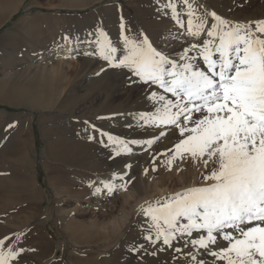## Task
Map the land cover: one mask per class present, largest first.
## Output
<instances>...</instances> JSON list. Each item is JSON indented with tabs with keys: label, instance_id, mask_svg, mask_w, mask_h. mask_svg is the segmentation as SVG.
Returning <instances> with one entry per match:
<instances>
[{
	"label": "snow or ice",
	"instance_id": "6c2138e0",
	"mask_svg": "<svg viewBox=\"0 0 264 264\" xmlns=\"http://www.w3.org/2000/svg\"><path fill=\"white\" fill-rule=\"evenodd\" d=\"M165 8L187 38V46L175 56L155 48L142 32L128 36L123 18L119 45L101 29L86 41L95 44V51L85 55H97L109 68L126 70L130 83L148 86L153 105L152 111L135 117L154 130L150 138L101 136L115 146V155H132L134 147L149 153L175 130L176 142L159 153L168 157L164 163L169 170L176 161L202 163L206 169L213 165L202 174V185L140 206V229L153 246L151 255L189 249L183 253L189 264H207L201 258L205 255L213 264H264V19L239 23L215 12L199 14L190 0H168ZM132 183L124 171L89 187L93 195L106 191L112 196ZM141 250L143 245L130 249ZM23 252L9 237L0 238V264H20Z\"/></svg>",
	"mask_w": 264,
	"mask_h": 264
},
{
	"label": "rangeland",
	"instance_id": "374dc122",
	"mask_svg": "<svg viewBox=\"0 0 264 264\" xmlns=\"http://www.w3.org/2000/svg\"><path fill=\"white\" fill-rule=\"evenodd\" d=\"M201 1L205 6L214 10L217 15H221L227 20L242 23L250 21L247 18L249 14L245 19L243 16L237 19L235 14L227 15L225 10L232 8L238 10L237 8L242 5L245 11H251L256 7H261L264 3V0ZM167 2L168 0H94L89 5L75 9L67 7L63 0H24L19 11L0 25V238L7 236L16 244L17 248L24 249L20 258V264H103L99 261L105 254L102 248L97 245H94L93 248L87 247L88 245L78 248L73 245L67 234H72L75 238V236L81 234L78 230L79 226L84 225L94 235L97 230L96 227L101 226L97 223H92V220L95 215L101 213L104 206L107 207L108 213H112H110L111 215L109 214L108 222L105 225L109 230L113 224L111 223L112 221H117L116 218L120 220L119 218H123L125 213L129 214V219L121 223L122 227L120 226V228L116 229L117 231L114 230V234L111 232L113 235L110 240H112V244L114 245H111L109 250H113L112 248L117 246L119 241L121 242V247L119 251L115 250L113 252L114 257L107 264H118L120 260L125 262L124 259L127 258V255L129 256L133 253L130 251L133 245H137V247L143 245L142 252L145 250L146 252L144 253H151L153 246L148 245L143 240L140 229L143 218L137 221H130L138 214L140 206L144 205L142 201H139L137 190L140 189L138 191H146L153 195H157L159 191H164V193L159 194V198L157 197V199L155 198L151 201V203H154L156 200L166 198L186 188L202 185L204 183L202 174H207V172L211 171L212 164H209L206 169L202 163L176 161L173 165V168H176V173L172 174V178L166 176L167 178L164 182H161L157 174L158 168L162 167L164 171H168L170 174L173 171L164 166L163 159H167V156L159 155V153L164 152L176 142L178 132L169 130L168 135L162 137L154 145V149L147 157L143 154L134 155L137 160L130 169L135 182L134 187L131 185L126 191L116 190L112 196L107 195L106 191L103 194L93 195L94 188L88 185L92 183L95 186V179H97L96 182L99 184L96 186H101L100 181H105L104 176L102 173H98V175L93 176V180L88 181L86 179L87 176L83 175L82 163L85 162V159H83L86 157L85 155L92 156L95 154L91 153L89 149H83L84 151H82L74 146L72 142L66 140V137L62 134L50 132V134L46 135L42 127L43 123L39 121L42 118L40 115L43 114H40V112L36 113L24 105L15 106L10 104L12 101L2 90V86L11 83V80H14L17 75V68L14 65L22 64L21 66L30 71H35L36 69L46 71V69L49 70V68L57 66L60 68L61 77L55 85V93L62 94L64 97L69 95L70 92L81 93L84 88L89 86V82L83 79L84 72L87 71L85 67L90 65L92 71L97 68L92 66V61L90 62L92 55H80V45L86 44V41L94 40L97 29L103 30L104 33L117 29L118 23H116V19L114 18L116 16L111 11L115 8H119L123 13L127 14L124 18V23L125 28L130 31V36H139L142 32L152 41L151 43L155 48L165 53L187 45V38L181 35L184 29H179L175 23L171 24L170 34L164 33V26L166 24L161 22L163 16H161L160 10L165 8ZM195 3L196 0L193 2V7L196 9ZM196 10L199 14H204L203 10ZM42 15L56 17L65 22L51 28L48 25H40L42 28L37 26L32 32H30V28L26 31L25 26L21 25L22 21L24 23L26 17H28L26 18L27 20H31L34 16L39 17ZM72 26L74 29H70ZM89 33L93 35L89 36ZM65 37L69 39L66 40ZM119 38L117 37L115 40H112L114 45H119ZM65 43H69L71 49L67 55H63L61 52ZM93 47H95V44H90V49L92 48L93 50ZM27 57L31 61H27ZM82 59H86V61L88 59L89 61L85 67L81 62ZM96 72L97 74L99 72V74H95L92 77L93 80L99 77L104 78V81L116 78L112 70H98ZM106 88L98 89L97 86H94L91 89V99L89 101L93 102L92 104L89 102L90 105L93 106L94 104V108L97 106L96 94L103 93ZM128 88L129 84L125 83L124 86L116 89V94L123 93ZM72 100L73 98H69L65 102H61L59 99L58 102L63 104L62 108L74 107V112L75 110L77 112L81 111L82 104L85 101L76 100L74 102ZM89 103L85 104L88 105ZM45 113L47 114V112ZM24 118L28 119V121L29 119L32 120L30 128L32 130L31 133H33L35 149L32 153L34 155L31 157H36L33 159V162L27 161L23 156L25 152L30 154V152L28 153L30 148L29 137L23 125L20 124ZM43 118L42 121H45V118ZM73 123L75 125V122ZM9 125L14 126L9 127ZM19 126L20 129H17ZM15 138L16 140L13 141ZM120 139L122 138L120 137ZM22 141L24 144H22ZM153 155L156 156L155 161L152 160ZM51 161L57 163V166L60 168L56 170V173H60H54L51 168L54 165ZM104 164L107 165L108 169L110 163L104 162ZM153 167L155 171L152 170ZM76 168L78 171H74ZM81 168L82 170H80ZM145 169H148L146 174L149 177V182L142 179V173L145 172ZM116 170L121 172L123 167L120 166ZM101 176H103V179ZM193 180L195 184L192 183ZM113 182L118 184L120 181ZM55 186L59 187V189L63 188L62 190L60 189L62 198L60 195L57 196L55 194ZM135 187H138L137 190ZM128 194H132V196L127 198ZM31 195L33 196L30 197ZM35 200L42 201L43 208L49 207L51 211L46 220L45 227L47 232L46 237L48 236L49 241L54 239V242H52L56 246L58 244L53 252L43 250L44 242H42V239L43 235H45V230L41 229V226H38L36 232H32L31 230V226H35L43 218L45 219V215L32 218L33 214L31 213L35 209ZM60 200L61 203H58ZM59 210H62L63 213ZM87 216L92 218H87ZM116 238L117 240L115 241ZM62 243H65L64 251H62V248L60 250L59 247ZM182 253H175L173 249L158 251L155 255L157 258L149 254L147 257L149 260L146 264H189V260L183 257ZM135 254L133 255L136 256ZM173 256L176 257L175 260H173ZM216 264H222V262H216Z\"/></svg>",
	"mask_w": 264,
	"mask_h": 264
},
{
	"label": "bare ground",
	"instance_id": "6f19581e",
	"mask_svg": "<svg viewBox=\"0 0 264 264\" xmlns=\"http://www.w3.org/2000/svg\"><path fill=\"white\" fill-rule=\"evenodd\" d=\"M22 1H24V0H0V25L2 23H4V21L6 19H8L10 16L15 15V13H17V11H19V8L22 4ZM63 1L67 7H71V8L76 9V8H81L83 6L89 5L94 0H63ZM190 2L193 3L194 0H190ZM195 6H196V9H201L204 11V13L206 11L207 12H215L211 8L205 6V4L201 0H196ZM237 9L238 10H236V8L226 9L225 12L227 15L235 14L237 19L242 17V16L245 19L248 14H249V17H247V18L250 21H257L258 20L257 18H261L259 20L264 19V3L262 4L261 7H256L254 9H252L251 11H249V10L245 11V8L242 5H241V7L237 8ZM178 10L181 12V15H183L184 12L186 11L183 4H180V7ZM111 11L113 12L114 16H116L114 18L116 19V23H118V25L116 26L117 29L110 30L112 33L109 31H108V33H106L108 38L112 41V40H115L117 37H120L121 18H123V21H125L124 18L127 16V14L123 13L119 8H115ZM160 14H162L161 16H163V18L161 19V22L163 24H166V26H164V29H165L164 33L170 34L171 24L175 23L171 19V11L169 9L163 8L160 10ZM219 16L223 18V16H221V15H219ZM26 18H28V17H26ZM26 18L24 20V23L22 21L21 25L25 26L26 31L30 28V32L34 31V28L37 26L41 27L40 25H48V27L51 28V27H54L58 24H62L63 22H65L63 20L57 19L56 17H48V16H44V15L39 16V17L34 16L31 20H27ZM66 21L68 22V20H66ZM228 21L237 22L234 20H228ZM137 23H138V20H137ZM239 23H242V22H239ZM68 24H70V23L68 22ZM70 29H74L73 26ZM126 34L128 36H130V31H127ZM150 42H152V41L150 40ZM80 46H81V50L79 51V53L81 56L85 55L84 53H86L87 51H88V53H91V51H93V52L95 51V47H93V50H92V48L90 49L89 43H86V44L84 43ZM185 46H187V45H185ZM181 47L179 49L169 51V52H167V54L175 56L180 51ZM70 51H71V49H70L69 43H65L61 49L62 54L67 55L70 53ZM27 61H31V59L29 57H27ZM91 61L93 63L92 66L97 68L93 71H92V68L90 67V65L85 67V65H87L89 62L88 59H87V61H86V59L85 60L82 59V61H81L83 66L85 68H87L86 69L87 71L84 72L85 74L83 75V79L85 81L89 82V86L84 88L81 91V93H79V94L70 92L69 95L64 97V96H62V94H56L55 93L56 92L55 85L61 77L59 67L54 66L52 68H49V70L46 69V71H44L42 69H36L35 71H30V70L24 68V66H21L22 64H15L14 65V67L17 68V72H16L17 75H16L14 80H17V81L11 80V83H8V85L2 86V90L5 92V95L7 97H9V99L12 101L10 104H13L15 106L16 105L17 106L18 105H24V106H27L29 109L35 111L36 113L40 112V114H43L40 116L42 118L44 117L45 119L44 118L43 119L45 121H42V118H41V120L39 119V121L43 123L42 127L44 128L46 135H48V133L50 134V132L51 133L53 132L56 134L57 133L62 134L63 136L66 137V140H69L70 142H72L74 144V146L78 147L82 151H84L85 149H89L91 151V153L95 154L92 156L83 154L86 156V157L84 156L85 158H83V159H85V162L82 161L83 162L82 168L84 170L83 175L87 176L86 179L88 181L93 180V176L98 175V173L103 174L105 181H112V177H113L114 173H122L123 171H128L129 176L132 178L133 175L131 174L130 169H125L124 166L126 164L133 165L136 163L137 159L134 156L135 154H143L145 157H147V155H149L150 152L154 149V146H153V149H151L149 153H144L141 149L134 147V154H132V155H123V154L122 155H115V151H114L115 146L109 145L107 142V136H101V133L102 132L107 133V134L112 135L113 137H118V138L121 137L123 140H127V141L144 140V139L150 138L154 134V130L150 129V128L143 127L135 119L137 114L142 113V112H149V111L153 110L152 102H150L147 99V96L149 95V87L146 85H142L139 82H137L135 84L130 83L129 77H128V75H126V70L122 71L119 69L109 68L107 66V64L105 63V61L100 59L99 56H97V55H92V59L90 60V62ZM102 69H103V71H111L112 70V72L114 73L116 78H111V79H109V81H104L105 80L104 78L99 77L98 79L93 80L92 77L95 74H97L96 71H98V70L102 71ZM12 81H14V82H12ZM125 83L129 84V88L126 89L123 93L116 94V89L124 86ZM94 86H97L98 89L103 88V87H107L106 89H104L105 91L103 93L96 94L95 98L97 99L98 103H97V106L95 108H94V104H93V106L90 105V103L92 104L93 101L92 102L89 101L91 99V96H90V94L92 92L91 89ZM153 88H154V86H153ZM69 98H73L72 101H74V102L76 100L83 101V102L85 101L83 104L81 103L83 105V107H81L82 108L81 111L77 112L75 110V112H74V109H75L74 107L62 108L63 104L58 102V100L60 99L61 102H65ZM85 103H89V104L86 105ZM57 110H59V111H57ZM99 111H100V113H99ZM45 112H47V114ZM53 112H54V114H53ZM57 112L59 114H55ZM50 113H52V114H50ZM31 122H32V120L29 119V121H28V119L26 120V118L22 119L20 122V124L23 125L25 132H27V136L29 137L28 139L30 142V148H29L28 153L30 152V154H27V152H25V155H23L25 157L24 159H27V161H29V162H33V159L36 158V157H31L34 155L32 153H33V150L35 149V142L33 141L34 140L33 139V133H31L32 130L30 128ZM73 122H75V125ZM27 128H28V130H26ZM17 129H20V126ZM15 134H16V132H15ZM89 137H92V139H90ZM14 140H16V138L13 139V141ZM102 140L104 141V143H101ZM19 142L21 143V141H19ZM22 144H24L23 141H22ZM83 153H85V152H83ZM86 153H88V152H86ZM50 158H52V156H50ZM93 159H94V161H93ZM167 159H168V157H167ZM167 159L164 158L163 162H165ZM54 161H51V162H53L52 164L54 165V167L52 166L51 168L53 169L55 174H58L60 172L56 173L57 172L56 170H58L60 167H58L57 163H54ZM186 161L190 162V160H186ZM104 162L110 163V166L108 165L109 166L108 169L106 167L107 165H105V164L103 165ZM120 166L123 167V170L121 172L116 170ZM164 166H165V164H164ZM31 167H33V166H31ZM82 168L80 170H82ZM108 170H110V171H108ZM158 170L159 171L157 172V174L159 175L161 182H164V180L167 178L166 176H169L168 178H172L171 177L172 174L176 173V168H172L173 171H171V174L168 171H164L162 167L158 168ZM74 171H78L77 168ZM103 176H101L102 179H103ZM99 177H100V175H99ZM34 178H37V177H34ZM127 178L128 177H126L125 179H127ZM142 179L145 181H148V179H149L148 175L145 172L142 173ZM35 181H36V179H35ZM96 181H97V179H95L94 184H96V185L99 184ZM115 181H119V180H115ZM119 183H121V181L118 182V184ZM134 183L135 182L133 179V183L131 184L133 187H134ZM192 183H194V180L192 181ZM138 184L140 185V183H138ZM87 185H88V183H87ZM87 185H86V187L88 188L89 185L88 186ZM131 185H129V186H131ZM60 187H61V185H60ZM137 188L135 187L136 190H137ZM60 189H59V187L57 188L55 186L54 190H55V194L57 196L60 195V197H61L62 192L60 191ZM138 190H140V189H138ZM138 190H137V196L139 198V201H142L144 203V206H146L148 203H151V201L153 199H155V198L157 199V197L159 198V194L164 193V191H159L157 195H153L151 193L149 194L146 191L140 192ZM32 196L33 195H31L30 197H32ZM130 196H132V194L131 195L128 194L127 198H129ZM64 201H65V199H64ZM76 201H78V200H76ZM58 203H61V200ZM80 203H83V202H80ZM29 204L31 205V203H29ZM34 207H35V209H34L35 213L34 212L31 213V214H33L32 218H35L36 216H40V215H45V219L43 218V220L41 222L36 223L35 226H31V230H32V232H36L38 226H41L40 228L45 230L44 231L45 235H43V239H42V242H44L43 250L53 252V250L58 246V244L56 246L53 243L54 239L53 240L51 239L49 241L48 236L46 237L47 232H46V227H45L46 220L48 219L49 215L51 214V211H50L49 207L43 208V203L40 200L34 201ZM60 212H62V210ZM108 212L109 211L107 210V207L104 206L101 210V213L99 215L94 216L92 223H97L99 226H101V227H96L97 230L95 231V234H96V235L94 234L95 236L93 234H91L89 228L88 227L85 228L86 226L84 227V225L79 226L78 230H79V233H81V234H78L77 236H75V238L72 236V234H67L69 236V239L73 243V245L77 246L78 248L85 247L86 245H88L87 247H89V248H93L94 245H97L100 248H102L103 251L105 252V254L102 256V258L99 261L103 264H107L109 261L112 260V257H114L113 252L115 250H117V251L120 250V247H121L120 241H119L117 246H114V248H112L113 250H109V247L111 245H114V244H112L113 242L110 239H112V235L114 234L113 233L114 230L120 228V226L122 225L121 223H123L129 219V214L125 213L123 215V218H119L120 220H118L116 218L117 221L111 222L113 224L110 226V230H109L108 227L106 228V226H105L108 222L107 220L109 218V214L111 213V212L110 213H108ZM28 215H29V213H28ZM64 216H66V215H64ZM88 217L89 216H87V218ZM57 218H59V217H57ZM89 218H92V217H89ZM140 218H143V217L141 215L137 214L130 221H137ZM62 219H64V218H62ZM29 220H30V218H29ZM68 221H69V219H68ZM86 221H85V223H87ZM100 228H101V230H100ZM44 236H45V238H44ZM47 238H48V241H47ZM50 238H52V237H50ZM113 240H114V238H113ZM116 240H117V238L115 239V241ZM105 241H108V242H105ZM176 246L182 247L181 244H176ZM59 247H60V250L63 249L62 251H64L65 243L60 244ZM136 247H137V245H136ZM139 247L140 246H138V248ZM188 250L189 249H183V253L187 252ZM144 252H146V251L144 250L142 252V250H141L139 253L135 254L136 256L133 255L135 253V252H133L129 256L127 255V258L124 259L125 262L120 260L118 264H146L147 261L149 260V259H147V257L149 256L150 253H148V252L144 253ZM183 253H182V255H183ZM183 257H186V256L183 255ZM155 258H157V257H155ZM201 258L207 260V264H213V258L212 257L205 255V256H202ZM186 259H188V257H186ZM91 261H90V263H91Z\"/></svg>",
	"mask_w": 264,
	"mask_h": 264
}]
</instances>
